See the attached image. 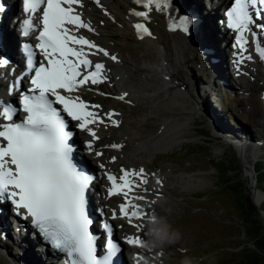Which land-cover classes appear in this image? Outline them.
<instances>
[{"label": "snow or ice", "instance_id": "obj_1", "mask_svg": "<svg viewBox=\"0 0 264 264\" xmlns=\"http://www.w3.org/2000/svg\"><path fill=\"white\" fill-rule=\"evenodd\" d=\"M99 4V0H96ZM144 11H131V15L144 21L149 19V12L165 11L170 7L169 0H134ZM25 13L34 16L42 8L39 17L41 27L36 40V49L46 62L33 67L35 52L30 45L25 44L27 66L34 72L30 78L31 87L27 93L20 94V105L25 116L22 122H14L15 109L11 105L0 102V202L9 201L17 215L31 220L32 226L54 249L66 255V264H114V258L121 252V247L113 242V228L103 223V229L108 234L106 253L98 254L97 236L90 231L93 220L88 212L87 193L93 182V177L78 169L73 160L74 146L71 143L74 133L70 130L67 118L77 122L81 132H86L92 141L99 139L93 127L104 124V119L95 111L100 106L89 105L79 96L71 94L88 85L104 83L105 66L93 63L90 55L103 54L113 62L118 58L83 35H76L81 29L93 32L90 24L84 22L77 8L82 7L81 0H23ZM260 6L262 11H250ZM4 9L0 6V12ZM105 15H108L105 12ZM227 26L237 33L234 47L237 53V65L245 59L248 41L244 34L256 27L264 31V25L256 21L264 18V0H233L226 12ZM191 20L187 16L179 18L178 23L170 25V30L189 31ZM71 26V27H69ZM137 37L144 39L151 36L145 23L133 25ZM35 30L31 18L23 22L22 35L27 37ZM255 33L253 38L255 39ZM256 52L264 60V48L256 47ZM8 61L0 58V67ZM67 93L68 95H65ZM127 93L116 99L125 100ZM54 105H58L59 109ZM66 114V115H65ZM115 112H108L105 117L112 126L118 127L119 121ZM89 151L93 143L86 144ZM108 147L119 150L122 145L112 144ZM97 157L102 153L96 152ZM112 157L111 162H115ZM103 168V165H101ZM118 177L105 173L109 187L107 198L122 197L118 205L119 218L127 219L135 228L137 235H128L124 243L142 249V233L146 225L143 222L149 215L136 201L149 202L146 196L149 183L143 168L127 170L121 168ZM154 175V174H153ZM155 183L162 187V181ZM137 191L143 195L135 194ZM159 198V197H158ZM112 219L117 218L116 210L112 211ZM140 221V223H133ZM145 234V233H144ZM140 257L135 258L140 264Z\"/></svg>", "mask_w": 264, "mask_h": 264}, {"label": "bare ground", "instance_id": "obj_2", "mask_svg": "<svg viewBox=\"0 0 264 264\" xmlns=\"http://www.w3.org/2000/svg\"><path fill=\"white\" fill-rule=\"evenodd\" d=\"M2 1L8 6L9 10L5 13H0V58L9 57L15 65L16 62H18V52L15 50L14 46L19 38L17 34L14 36L12 32L14 33L20 24L18 18H15L16 14L14 13L18 12V8L13 1ZM207 1L208 0H206V2ZM132 3L133 0H99V4L96 3V0H81L83 6L77 8V11L83 14L82 16L84 20H86V23L90 24L92 28L96 25L98 28L105 30L109 40L111 38L118 39L122 44H126L129 41L134 42L139 49L138 52L135 50L131 52L130 59L137 64L136 66H131L128 65L126 61L125 63L119 61L115 51H111L109 47L95 41V35L99 38L101 34H96L95 31L89 32L85 29H81L79 32L75 33L78 36L83 35L100 48L107 50L110 56L114 55L118 58V62H113L110 58L103 56L102 53L91 55L90 59L94 64H104L106 68L105 71L108 73L117 71L120 66L129 68V78H132L129 81L131 82L133 78L135 79L133 86H131V84L130 86H123L121 84L119 85L112 77L106 75L104 83L84 87L87 91L89 90L92 96H103L114 99L115 103L120 102L130 105L128 106V111L122 113L106 108V106L103 105L95 109V111L100 114L101 118L104 119V124L91 126L96 131L99 139L92 141V138L88 136L86 132L77 131L76 142L82 137L83 145L85 144L84 142L88 143L91 141L93 143V150L87 151V155L90 156V159H84L83 161H88L90 167L95 171L96 188L99 184L104 185L105 173H117V175H121V168L136 171L143 168L149 180L147 185L142 186L149 190L146 199L149 202L153 200L156 202L151 205L144 201H136V203L140 204L143 210L149 213V215L155 213L158 216L156 210H158L157 206L160 204H162V206L165 204L170 211L166 196L172 195L171 189L177 188L180 190L193 188V186H199L203 180L199 177H193L182 172L175 173L171 167L166 168L160 166L159 168H154L152 163L155 155L159 151L174 149L180 146L182 142L192 137L188 128L191 127L190 123H193L200 115V112H202L199 107V100L203 101V97L199 95L198 92L194 91V81L190 78V70L192 71L201 64L200 55L197 51L198 49L193 46L196 40L192 41L195 37L197 20L200 21L197 33L204 58L207 62L208 60L216 59L214 68L211 66V79L210 81L207 80L208 84H204V89L207 91L206 93L209 94L210 89L213 88L214 80H216L217 83L220 82L221 73L223 72L221 66L222 52L215 47V35L219 36L217 38L218 44H222L221 46L224 50V54H226L225 58H223L225 62H227L226 56L229 53L233 56V72L237 75L236 78L238 80L243 81V84L247 77L251 78L255 75L257 78L260 76L261 90L264 89V77L261 69L263 60L254 54L255 56H251V60L245 59L241 64L237 65L236 60L239 49L234 47L235 44L231 41L229 44L226 43L228 41L229 31H224L219 24L216 26V23L214 24L213 21L215 19L219 22V17L213 19V16H210V12L207 11L209 10L208 8L212 11L218 7L215 1H209L207 3L209 5L206 7V4H204L202 0H169L170 7L167 10L158 12L153 9L149 12V19L147 21L142 19V22L146 24L152 33L151 36H146L144 39H139L136 36V30L132 26L134 21H139L137 17L130 14L133 7ZM188 5L190 9L196 13L195 17L197 18V20H194L191 27V30L194 31L193 34L187 36L186 34L179 33L178 29L175 31L166 30L164 21L167 18L177 19L176 14L183 12ZM105 12H107L108 15L105 16ZM216 28L219 30L218 34H216ZM226 49L228 50L227 52ZM137 53L139 54L138 57L136 56ZM246 53H244V56H249V54ZM208 64L206 66H209ZM206 66H204V68L207 69ZM4 80L6 81L7 79L4 78ZM124 93H127L125 100L121 101L116 99V97ZM76 95L80 98H84V92L79 91ZM3 96L5 95L0 93V100ZM90 105H93V103H90ZM108 112L119 114L113 117L119 121L118 127L112 126L110 121L106 119L105 114ZM150 123L152 125H150ZM214 123L217 127L222 128V124H220L219 121H214ZM211 128L214 130L213 126H211ZM114 130L118 131L115 132ZM213 132L217 136H221V132L217 130V128H215ZM224 142L226 141H222L223 146ZM240 142L241 143H235V147L236 152L243 162L246 160H253L264 152V138L261 142L247 143L246 139ZM112 144L122 145L123 147L119 150L108 147ZM100 150H102L103 153L98 159L94 155L95 152H100ZM112 157L116 158L115 162H111ZM101 165H103V168H101ZM156 179L162 181V187L155 183ZM99 190L101 191L99 188L96 189L95 192L98 193ZM135 194L143 195L144 193L137 191ZM253 198V201L255 200L256 202L263 200L264 195L253 191ZM121 201L122 197L113 196L110 199L104 197L101 206L97 205L98 203L95 200L94 203L97 205L96 208H100L99 211L104 212V216L108 220H111L112 210H115V207H118ZM0 210V237H2L0 240L5 239L10 241L8 236L10 237V232L13 230L12 225L8 221V218H6L3 208L0 207ZM7 211L9 213V210ZM12 211L15 212L14 209ZM147 217H145L146 221ZM117 219H119L117 223H122V225L129 224L127 219H121L119 216H117ZM133 223H140V221H133ZM21 225H23V223ZM145 231L146 227L141 234L143 239H146V237H144ZM118 233V239L120 241H123L128 235H137L135 228L132 226L131 228L126 227L118 231ZM5 240L3 242L6 243ZM27 242L28 240L23 238L21 245H19L20 242L13 243L15 246L17 245L14 249L16 253L15 257L20 258V261L22 260V262H24L23 264H36L35 259H38L40 263L47 264L45 256H40L34 252ZM1 249L2 247H0V250ZM123 250L130 252L129 254L132 257L131 264H136L135 258L137 256L141 258L140 264H143L144 259L157 257L160 254L159 249L149 252L144 249H137L125 243ZM34 257L35 259H33ZM9 261L11 264H15V262L22 264L19 263L17 259L15 261L14 258H10ZM152 263L154 264V262ZM123 264H127V262L125 261Z\"/></svg>", "mask_w": 264, "mask_h": 264}, {"label": "rangeland", "instance_id": "obj_3", "mask_svg": "<svg viewBox=\"0 0 264 264\" xmlns=\"http://www.w3.org/2000/svg\"><path fill=\"white\" fill-rule=\"evenodd\" d=\"M202 1L206 7L209 5L206 0ZM208 9L213 19L219 17L220 12L218 14L217 8L212 11ZM199 23L200 21L197 20V28ZM213 23L218 25L215 19ZM93 28L96 34H101L99 38L95 35V41L115 51L119 61L123 63L126 61L131 66L137 65L130 59L131 52L134 50L138 52L139 49L134 42L129 41L130 43L122 44L118 39L109 40L105 30L96 25ZM197 28L192 41L196 40L193 46L198 49L201 64L192 71L190 70V78L194 81V91L203 97V101L199 100L202 112L193 123H190L191 127L188 131L192 137L174 149L159 151L152 163L154 168L171 167L175 173L182 172L203 180L199 186H193V188L180 190L169 188L172 190V195H167L166 200L170 211L165 204L157 206L158 216L164 217L173 229L178 230L181 233V239L164 247L162 254L160 251L159 259L149 257V264H153L152 262L154 264H181L184 259H191L193 264H236L240 258L245 257L253 249L263 252L264 255V199L256 202L253 201L254 198L251 200L255 210L253 213L248 212L247 219L242 217L241 208L243 198L241 187L247 196L251 197V189L252 192L264 195V172L260 175L256 174L259 168L264 169V163H262L264 152L253 160L243 162L235 147V143H241L240 141L244 139L247 143H252L261 142L264 138V111L259 94L261 77L256 78L255 75L251 78L247 77L244 84L243 81L238 80L232 70L231 53L226 56L227 62H225L223 58L226 54H224L222 44H218L219 36L215 35V47L222 52L223 72L220 82L217 83L214 80L211 92L208 90L209 94L206 93L204 84H208L207 80L211 79V66L214 68L216 59L208 60V62L205 60ZM218 33L219 30L216 28V34ZM12 34L15 36L16 30ZM136 56L138 57L139 54L137 53ZM207 64L209 66H206ZM107 75L115 79L119 85L130 86L131 84L133 86L135 83L134 78L131 82L129 81L132 79L129 78V68L123 66ZM2 91L4 90L0 84V92ZM83 92L84 100L100 107L103 105L118 113L129 109L130 104L115 103L114 99L103 96H92L89 90L86 91L88 93L85 90ZM214 121H219L222 128L217 127ZM211 126L214 130L217 128L221 136H217ZM222 141H226L224 146ZM259 180L261 182H258ZM113 225L116 238L119 237L118 231L126 227L131 228L129 224L122 225L117 222ZM16 237L14 232H11L10 237L8 236L10 241L0 240L1 264H11L10 258L24 263L20 261V258L15 257L14 249L17 245L13 243L18 242ZM4 240L6 243L3 242ZM123 253V263L126 261L127 264H131L130 252L123 250ZM35 260L36 264H43L38 259ZM15 264L18 263L15 262Z\"/></svg>", "mask_w": 264, "mask_h": 264}, {"label": "clouds", "instance_id": "obj_4", "mask_svg": "<svg viewBox=\"0 0 264 264\" xmlns=\"http://www.w3.org/2000/svg\"><path fill=\"white\" fill-rule=\"evenodd\" d=\"M145 237L141 245L142 249L149 252L159 249L162 254L164 247L181 239V233L173 229L164 217L152 213L147 217ZM156 259H159V256ZM143 264H149V260L144 259ZM181 264H193V262L191 259H184Z\"/></svg>", "mask_w": 264, "mask_h": 264}, {"label": "trees", "instance_id": "obj_5", "mask_svg": "<svg viewBox=\"0 0 264 264\" xmlns=\"http://www.w3.org/2000/svg\"><path fill=\"white\" fill-rule=\"evenodd\" d=\"M264 163V162H262ZM264 172V169L259 168L258 172H256L257 175H260ZM258 182H261V180H259ZM242 193H243V198L241 200V205H242V217H244L245 219L248 218V212H254L255 208L253 206V204L251 203V197L248 195L244 194V189L241 187ZM264 239V237H263ZM236 264H264V255L263 252L258 251V250H251L247 255H245V257L240 258V260H238V262Z\"/></svg>", "mask_w": 264, "mask_h": 264}, {"label": "water", "instance_id": "obj_6", "mask_svg": "<svg viewBox=\"0 0 264 264\" xmlns=\"http://www.w3.org/2000/svg\"><path fill=\"white\" fill-rule=\"evenodd\" d=\"M253 199V192H252V189H251V199L250 200H252Z\"/></svg>", "mask_w": 264, "mask_h": 264}]
</instances>
